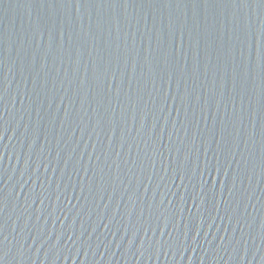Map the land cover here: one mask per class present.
Masks as SVG:
<instances>
[{
  "label": "water",
  "instance_id": "obj_1",
  "mask_svg": "<svg viewBox=\"0 0 264 264\" xmlns=\"http://www.w3.org/2000/svg\"><path fill=\"white\" fill-rule=\"evenodd\" d=\"M0 264H264V0H0Z\"/></svg>",
  "mask_w": 264,
  "mask_h": 264
}]
</instances>
